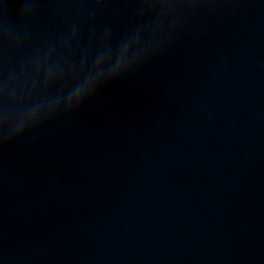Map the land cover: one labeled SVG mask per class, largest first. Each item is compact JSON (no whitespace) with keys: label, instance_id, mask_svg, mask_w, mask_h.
Here are the masks:
<instances>
[{"label":"water","instance_id":"1","mask_svg":"<svg viewBox=\"0 0 264 264\" xmlns=\"http://www.w3.org/2000/svg\"><path fill=\"white\" fill-rule=\"evenodd\" d=\"M0 264H264V0H0Z\"/></svg>","mask_w":264,"mask_h":264}]
</instances>
